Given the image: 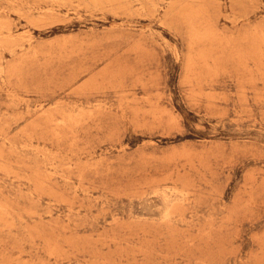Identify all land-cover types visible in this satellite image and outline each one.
I'll list each match as a JSON object with an SVG mask.
<instances>
[{
  "label": "rangeland",
  "instance_id": "1",
  "mask_svg": "<svg viewBox=\"0 0 264 264\" xmlns=\"http://www.w3.org/2000/svg\"><path fill=\"white\" fill-rule=\"evenodd\" d=\"M0 264H264V0H0Z\"/></svg>",
  "mask_w": 264,
  "mask_h": 264
}]
</instances>
